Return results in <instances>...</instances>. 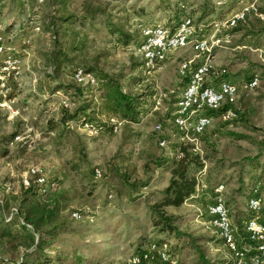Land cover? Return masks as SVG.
Returning a JSON list of instances; mask_svg holds the SVG:
<instances>
[{"label":"rangeland","instance_id":"1","mask_svg":"<svg viewBox=\"0 0 264 264\" xmlns=\"http://www.w3.org/2000/svg\"><path fill=\"white\" fill-rule=\"evenodd\" d=\"M55 1L0 0V23L12 30L25 63L20 87L11 97L19 115L11 120L0 105V264H44L22 230V211L30 197L21 181L34 166L58 185L55 224L61 228L52 244L56 252L45 251L49 264H125L148 251L150 241L161 240L176 248L182 264H233L210 225L207 208L214 202L215 189L223 185L230 220L241 237L243 224L253 216L248 200L258 183L264 216V0L258 3L263 17L251 15L236 29L210 36L216 44L210 55L213 77L225 72L226 79L241 85L257 75L259 85L249 91L241 88L233 106L237 121L214 118L212 127L196 137L198 153L209 159L202 170H195L199 194L181 208L166 210L173 219L171 232L155 227L159 220L150 211L168 186L180 139L171 122L187 84L180 65L184 60L197 64L204 57L191 50L178 51L148 72L138 52L142 30L151 25L172 27L188 16L195 25L203 17L226 18L240 9L242 0H224L225 6L218 4L222 0H57L59 6ZM206 7L213 14L205 16ZM28 13L39 18L40 32L26 28ZM55 17L72 18L73 23L57 32L49 30L48 20ZM109 22L135 40L128 45L119 42V34L108 33ZM22 41L29 42L23 46ZM72 45L82 49L70 54L73 62L56 75L51 53ZM76 67L120 77L125 93L146 95L140 122L111 119L98 103L101 90L84 88L80 100L56 92L60 83L72 89L74 84L66 76ZM83 104L88 110L80 116L104 123L102 131L92 134L79 121H69ZM114 125L119 126L117 133L112 131ZM157 125L161 131L155 130ZM18 135L21 142L11 146ZM162 140L168 142L166 148L159 145ZM97 168L103 174L100 180L94 178ZM76 212L82 219L72 218Z\"/></svg>","mask_w":264,"mask_h":264},{"label":"built area","instance_id":"2","mask_svg":"<svg viewBox=\"0 0 264 264\" xmlns=\"http://www.w3.org/2000/svg\"><path fill=\"white\" fill-rule=\"evenodd\" d=\"M260 1L262 0H242L239 10L226 18L214 20L206 27H197L194 19L188 16L182 18L174 27L151 25L142 30L138 52L143 61V68L148 72L163 65L178 51L191 50L197 57H204L202 62L197 64L194 60H184L180 65L179 73L187 79V84L176 101V109L171 118L180 138L177 146L180 143H190L195 146L193 151L198 152L196 137L205 134L214 123V118L207 116V112L222 110L219 120L224 123L235 122L238 120V112L233 106L236 105L241 88L249 91L258 87L257 75L243 81L241 85L226 79L225 72L213 77L210 55L216 44L210 40V36L216 37L218 33L236 29L246 23L251 15L262 16L258 10ZM32 29V32L38 33L41 27L39 24H33ZM218 41L216 42L219 43ZM28 42L22 41V45L26 46ZM19 47L14 41L13 33H8L7 28L0 23V105L6 107L11 120L19 115L12 108L11 97L14 96L16 88L20 87L25 67ZM74 80L82 86L96 85L94 76L84 73L81 69L75 71ZM226 106L228 108L225 110ZM81 127L92 134L99 132L96 126L86 121L81 122ZM161 129V125L155 127L156 131ZM118 130V125L112 126L113 133H117ZM21 140L22 137L18 135L10 144L13 146ZM159 145L166 148L168 142L162 140ZM182 157L180 148H176L173 158L180 160ZM94 176L96 180H100L103 177L102 171L95 169ZM21 184L25 190H34L43 197L56 192L58 188L56 183L50 182L44 169L38 166L28 171ZM224 188L223 185H219L215 189L214 202L207 208L212 229L230 252L233 264H264V216L261 197H252L248 200V209L253 216L243 224V236L240 237L230 220ZM200 189L199 183L192 198L199 194ZM72 218L80 220L82 215L76 212ZM148 247L143 260L139 256H134L125 264L169 263L166 248L160 249L155 244ZM171 263L177 264L173 261Z\"/></svg>","mask_w":264,"mask_h":264},{"label":"trees","instance_id":"3","mask_svg":"<svg viewBox=\"0 0 264 264\" xmlns=\"http://www.w3.org/2000/svg\"><path fill=\"white\" fill-rule=\"evenodd\" d=\"M55 2L58 6L60 5L57 0ZM218 4L225 6L226 2L222 0ZM204 10L205 16L213 14V11L208 9L207 7L204 8ZM207 18L205 20V17H203L199 21V24L196 26L206 27L214 21H208ZM71 20L72 18L55 17V19L48 20L49 23L47 24V27L49 28V30L55 29V32H57L58 30H60V28H62V25L72 24L73 22L70 23ZM24 24H26V28H30V26H32L33 24H40V21L38 17L32 16L31 13H28ZM107 29L108 33L112 36H117L119 34L120 36L117 38V40L119 42H123V44L125 45H128V43H130L132 40H135V38H133L132 36L123 33L119 29V26L112 22H109L107 24ZM7 32L11 33L12 30H10V28H7ZM123 37L124 41H122ZM81 46L84 47L85 44ZM82 47L72 45L67 47L66 49L61 47L58 51H53L50 56V64L53 67L54 73L56 75L61 74L63 68L73 62L70 58V54L81 51ZM77 69L83 70V72L86 74H92L96 81V85H78L74 80V74ZM66 77L70 78L74 86L72 87V89H67L63 83H60L57 87L58 89L56 90V92L64 91L67 96H69V94H73L71 95L73 96V98H77L80 100L83 96L82 92L83 94L86 92L84 91V88H95L101 90L102 94L99 97L98 103H100V106L103 107L104 110L109 111L112 116L111 119H117L122 122H130L134 124L140 122V118L143 116L144 108L146 106V103L144 102V98L146 97V95L132 96L125 93L119 85L120 77H110L99 71L87 69L84 67L74 68L73 70L68 72ZM227 108L228 107L226 106L224 109L226 110ZM95 109L96 107H93V112H96ZM87 110V104L80 105L75 109V115H73L69 121H79L80 123L81 121L89 122L87 119L80 116L81 112L86 115ZM221 112L222 110L209 111L207 112V116L218 118ZM89 123L96 126L99 132L102 131L103 126H105L103 125L104 123H98L97 121ZM176 148H180V152L182 153L183 157L180 160H173L170 170L171 177L168 186L161 193L159 199L155 201L150 211L152 217L159 220L155 223V227H161V232L175 231L173 227V219L166 215V210L170 208H181L188 199L195 195L196 188L200 183V179L196 176L195 170H202L204 167L203 162L209 159L208 157H203L204 154L201 155L198 152L195 153L193 151V149H195V146L190 143H180V145L176 146ZM174 152H176V149ZM259 185L260 184L256 183V185L252 188L249 198L261 197V189ZM26 192L30 197V203L27 209H23L22 211L24 216L23 220L25 221V223H23L22 225V230L27 232V238L33 241V245L35 244L34 254L38 257H43L44 264H49L50 261L49 259H47V254L45 253V251L50 250V252L52 253L56 252V250L53 249L52 244L58 238L61 228L55 224L57 215L59 213L58 210L60 209L59 198L58 196L54 195V192L51 194V196H53V200L48 202L44 200L43 196L39 195L34 190H26ZM208 204L209 202H207V205ZM241 236H243V233ZM150 244H155L160 249L166 248V253L169 258L168 264H172V261L176 262L177 264H182V260H180L176 253V248L169 247L166 241H150L148 245ZM146 254L147 253L143 252L138 253L136 256H139L143 260ZM56 260L57 263H59L61 261V258H57Z\"/></svg>","mask_w":264,"mask_h":264}]
</instances>
